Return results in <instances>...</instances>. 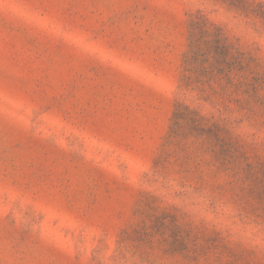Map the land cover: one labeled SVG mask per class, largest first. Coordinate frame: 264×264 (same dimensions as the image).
<instances>
[{"label":"rangeland","instance_id":"obj_1","mask_svg":"<svg viewBox=\"0 0 264 264\" xmlns=\"http://www.w3.org/2000/svg\"><path fill=\"white\" fill-rule=\"evenodd\" d=\"M0 264H264V0H0Z\"/></svg>","mask_w":264,"mask_h":264}]
</instances>
